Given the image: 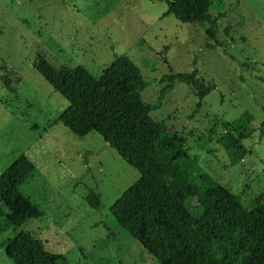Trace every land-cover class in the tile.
Here are the masks:
<instances>
[{
	"label": "rangeland",
	"instance_id": "rangeland-1",
	"mask_svg": "<svg viewBox=\"0 0 264 264\" xmlns=\"http://www.w3.org/2000/svg\"><path fill=\"white\" fill-rule=\"evenodd\" d=\"M166 1L172 0H0V174L21 155L34 164V177L21 192L42 217L19 230L62 255L61 264L159 263L109 212L139 173L98 135L78 138L56 121L68 102L41 76L38 65L46 70L38 54L53 66H81L95 76L115 55L125 56L147 83L140 94L145 105L157 102L162 77L197 70V83L213 90L176 83L150 116L245 209L263 201L264 0H222L224 18L213 25L165 15ZM209 14L216 16L214 7ZM209 29L214 41L205 35ZM215 42L223 46L204 48ZM244 113L251 115L254 132L242 141L248 154L231 165L216 139L224 134L223 122ZM208 131L213 142L201 150L196 139ZM168 184L187 208L195 205L189 180ZM89 191L100 195L99 210L87 205ZM11 235L0 234V242ZM0 264H13L1 248Z\"/></svg>",
	"mask_w": 264,
	"mask_h": 264
},
{
	"label": "trees",
	"instance_id": "trees-1",
	"mask_svg": "<svg viewBox=\"0 0 264 264\" xmlns=\"http://www.w3.org/2000/svg\"><path fill=\"white\" fill-rule=\"evenodd\" d=\"M166 4L165 15L182 23L213 25L224 18L222 0H172ZM211 7L217 11L214 17L209 14ZM205 35L214 41L210 29ZM217 46L223 44H205L204 48L212 50ZM38 56L46 70L38 65L41 76L68 102L56 121L78 138L98 135L139 173L109 212L144 251L159 264H264V197L262 203L245 209L238 196L212 181L186 154L182 142L150 116L158 109L163 94L176 83H197V70L162 77L160 82H165V86L157 102L145 105L140 94L147 83L139 68L125 56L115 55L97 76L81 66H53L45 56ZM1 80L11 90L10 79L3 75ZM197 87L201 92L213 90L202 83H197ZM251 120V115L244 113L236 121L222 123L224 134L216 143L231 165L248 154L242 141L254 132ZM259 129L262 136L264 119ZM211 142L212 131L196 139L201 150ZM35 170L34 164L21 155L0 174V234L12 233L0 242V248L13 264H61L62 255L46 251L33 235L19 230L27 221L42 217L35 203L21 192L33 179ZM169 180L191 182L196 197L191 209L169 186ZM86 203L99 210L101 197L89 191Z\"/></svg>",
	"mask_w": 264,
	"mask_h": 264
}]
</instances>
